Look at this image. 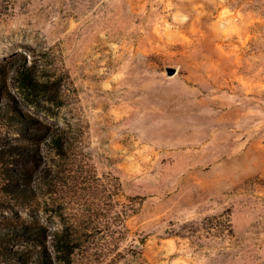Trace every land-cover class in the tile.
<instances>
[{
  "label": "rangeland",
  "instance_id": "obj_1",
  "mask_svg": "<svg viewBox=\"0 0 264 264\" xmlns=\"http://www.w3.org/2000/svg\"><path fill=\"white\" fill-rule=\"evenodd\" d=\"M68 4L0 0V62L48 89L28 98L10 72L6 91L59 133L0 119V146L38 152L31 198L0 178V223L44 229L0 264H264V0Z\"/></svg>",
  "mask_w": 264,
  "mask_h": 264
},
{
  "label": "trees",
  "instance_id": "obj_2",
  "mask_svg": "<svg viewBox=\"0 0 264 264\" xmlns=\"http://www.w3.org/2000/svg\"><path fill=\"white\" fill-rule=\"evenodd\" d=\"M71 7H75L80 0H68ZM25 96L37 100L44 98L48 92L46 82L40 81L38 73L26 60H6L0 62V119L10 128L18 129L24 140L41 141L48 139L55 145H59V133L55 129L38 125V121L28 115H24L20 109L16 97L7 92V78L9 73ZM6 93V94H5ZM38 158L37 148L21 143H12L0 146V178L4 181L1 187L9 194L29 199L33 192L21 187L18 182L25 180L28 169L23 166L31 160ZM19 164V165H18ZM21 164V165H20ZM44 236L42 227H30L26 225H2L0 223V251L8 258L23 261L24 253L11 249L9 245L16 240H37ZM40 264L49 263L48 257L41 252Z\"/></svg>",
  "mask_w": 264,
  "mask_h": 264
},
{
  "label": "water",
  "instance_id": "obj_3",
  "mask_svg": "<svg viewBox=\"0 0 264 264\" xmlns=\"http://www.w3.org/2000/svg\"><path fill=\"white\" fill-rule=\"evenodd\" d=\"M175 72V69L174 68H168L167 69V73L168 74H173Z\"/></svg>",
  "mask_w": 264,
  "mask_h": 264
}]
</instances>
